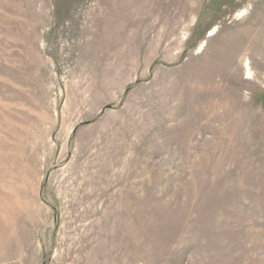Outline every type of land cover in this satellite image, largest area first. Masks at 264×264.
Returning a JSON list of instances; mask_svg holds the SVG:
<instances>
[{"label": "rangeland", "instance_id": "374dc122", "mask_svg": "<svg viewBox=\"0 0 264 264\" xmlns=\"http://www.w3.org/2000/svg\"><path fill=\"white\" fill-rule=\"evenodd\" d=\"M0 264H264V0H0Z\"/></svg>", "mask_w": 264, "mask_h": 264}, {"label": "water", "instance_id": "95a60500", "mask_svg": "<svg viewBox=\"0 0 264 264\" xmlns=\"http://www.w3.org/2000/svg\"><path fill=\"white\" fill-rule=\"evenodd\" d=\"M106 108V107H105Z\"/></svg>", "mask_w": 264, "mask_h": 264}]
</instances>
